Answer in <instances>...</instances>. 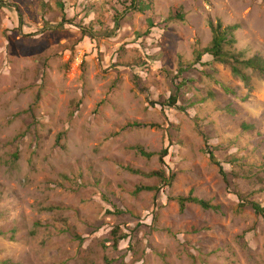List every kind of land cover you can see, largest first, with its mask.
<instances>
[{
	"label": "rangeland",
	"instance_id": "obj_1",
	"mask_svg": "<svg viewBox=\"0 0 264 264\" xmlns=\"http://www.w3.org/2000/svg\"><path fill=\"white\" fill-rule=\"evenodd\" d=\"M143 1L0 0V264H264V77L197 60L264 58V0Z\"/></svg>",
	"mask_w": 264,
	"mask_h": 264
},
{
	"label": "trees",
	"instance_id": "obj_2",
	"mask_svg": "<svg viewBox=\"0 0 264 264\" xmlns=\"http://www.w3.org/2000/svg\"><path fill=\"white\" fill-rule=\"evenodd\" d=\"M123 3L124 4L130 3L129 7H127L125 10L132 9L135 12L142 13V14L150 10V5H147L143 0H125V2ZM16 8H17V11L20 13L21 10L18 7ZM119 17L120 15L117 13L116 20H118ZM175 18H178L181 21L185 19V16L181 8L177 11ZM173 19L174 18H170L169 21H172ZM238 29H239V25H229V26L224 27L221 21H219L216 25L211 24V31L213 34L211 45L210 47H207L203 49L202 51H198L197 60L201 61L203 56L209 55L213 58L215 62L231 65L233 73L241 75L246 81H247V77L245 75H242V71H241L242 69H240L241 67H239L241 65L248 69H253L255 71H258L264 77V58L262 56H260L259 54H256L253 58L242 61L241 59H242L243 53L230 54L227 51H225L226 46H233L236 43L234 33ZM84 35L86 37L87 33H84ZM226 90L229 91L228 89ZM177 101H178L177 97H172L168 104L169 107L176 108ZM132 126L140 127V125L136 123ZM151 127L155 128L156 125H151ZM245 128L248 130V129H253L254 127L245 126ZM137 150L143 157L152 158L154 156V154L152 153L145 152L143 148L138 147ZM159 155L161 156V161L164 164V158L168 156V149H164ZM209 156H210L212 163H214L215 165L219 167V172L221 176L223 177L227 191L231 193L230 180L228 178V174L226 173L227 171L225 170L224 167H222L223 164L222 163L220 164V162L216 161V157L214 156L213 152H209ZM144 177H147V178L157 177L160 180V185L166 184V185L171 186L172 182L176 178V174L173 172L168 173L166 170L165 171L161 170V171L152 172L150 175L144 174ZM142 191H155L156 194H158L161 191V187L160 186L154 187V188L153 187H142L138 189V192H142ZM233 196H236L238 197V199L241 200L240 201L241 208L250 206L254 210L257 216H261L264 219V207L261 204L253 202V201H248L247 199L242 197V195L239 192L238 193L235 192ZM177 202L179 204L181 211L185 210V207L187 206V204L198 205L205 211H208V210H212L215 212L220 211V206L213 205L210 201H206L204 199L194 196L193 191H191L187 197H178Z\"/></svg>",
	"mask_w": 264,
	"mask_h": 264
}]
</instances>
